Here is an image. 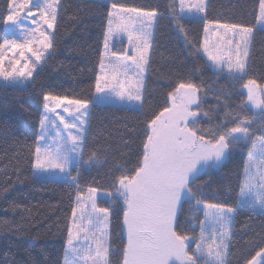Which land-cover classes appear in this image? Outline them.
<instances>
[{
	"label": "trees",
	"instance_id": "16d2710c",
	"mask_svg": "<svg viewBox=\"0 0 264 264\" xmlns=\"http://www.w3.org/2000/svg\"><path fill=\"white\" fill-rule=\"evenodd\" d=\"M8 3L0 0V15L8 13ZM113 3L158 15L142 108L90 103L83 155L87 160L94 153L96 159L82 164L78 173L72 171L78 187L35 178L32 164L44 112L43 96L92 100ZM259 16L260 0L207 1V24L237 25L254 31L246 74L240 79L210 66L202 54L205 20L180 18L177 0H110L106 4L61 0L51 57L27 86L0 87V264H64L67 229L77 195L91 187L115 191L117 178L131 173L141 158L147 125L170 105V93L181 82H191L199 89L195 127L206 139H212L225 120L228 127L241 119L247 121L251 139L231 147L224 165L206 170L193 185L203 202L237 207L247 153L252 142L264 134V110L255 113L242 91L249 79L264 86V30L257 29ZM125 50V43L114 47L117 54ZM98 206L111 212L110 264H121L126 242L123 207L120 202L106 200H99ZM198 220H203V214L196 211L195 201L185 203L180 230L198 237ZM261 249L264 215L238 209L227 264H247Z\"/></svg>",
	"mask_w": 264,
	"mask_h": 264
},
{
	"label": "snow or ice",
	"instance_id": "6c2138e0",
	"mask_svg": "<svg viewBox=\"0 0 264 264\" xmlns=\"http://www.w3.org/2000/svg\"><path fill=\"white\" fill-rule=\"evenodd\" d=\"M179 3L181 13L185 7L190 13L195 9L196 14L205 8L204 0L188 5L185 0ZM58 7L59 0H9L8 13L0 15L3 26L0 28V87L15 89L27 84L38 66L51 57L49 50L54 47ZM111 7L113 11L108 13V32L104 37L103 55L107 60L103 56L100 60L92 100L43 96L45 113L39 121L40 133L32 164L36 178L50 182L71 181L78 187L72 171L78 173L82 164H91L96 159L94 153L87 160L83 155L90 103L111 106L136 101L142 107L143 73L148 63L146 53L151 36L147 28L157 13H143L145 20L140 19L136 8H119L115 3ZM259 19L264 22V0H260ZM205 23L203 50L211 66L220 72L226 69L234 77L243 79L248 35L252 29L220 25L223 34L216 32L219 40L210 49L206 19ZM116 32L127 36L131 51L125 50L122 54L109 51V36ZM237 36L239 41L235 40ZM8 53L12 54L11 58ZM244 87L248 89V100L259 106L261 101L256 89L260 86L249 79ZM198 91L191 82H181L175 87L169 96L171 105L147 125L149 131L137 166L131 173H122L117 178L113 185L115 193H105L107 197L115 195L117 202L122 200L123 203L122 227L126 242L121 264H227L233 214L238 209H249L264 215V134L252 142L247 153L248 163L239 186L237 207L203 202L194 191L193 185L202 173L219 168L231 154V147L251 139L247 121L243 119L232 127H228L225 120L212 139L200 134L195 127L200 107ZM261 92L264 93V89ZM193 105L197 106L196 110L192 109ZM61 106V112H57ZM50 129H55L52 145L47 144ZM88 192L90 209L81 204L82 197L77 195L80 214L77 215L76 208L72 210L64 264H110L109 208L97 205L95 187ZM192 201H195L196 211L204 216L197 221L198 237L180 230L183 206ZM81 240L91 243L81 244ZM193 243L194 251L191 250ZM257 258L264 264V249L247 264H257Z\"/></svg>",
	"mask_w": 264,
	"mask_h": 264
},
{
	"label": "rangeland",
	"instance_id": "374dc122",
	"mask_svg": "<svg viewBox=\"0 0 264 264\" xmlns=\"http://www.w3.org/2000/svg\"><path fill=\"white\" fill-rule=\"evenodd\" d=\"M89 1H94V2H102L104 4L106 3H109L110 0H89ZM178 1V10H179V17L180 18H186V19H190V20H196V21H204L205 20V13H206V5H207V1L208 0H204V5H205V8H204V11L196 14L195 13V9H193V12H188L187 10V7H185V10L183 13L180 12V3H179V0ZM60 2L61 0H59V6H60ZM196 0H185V4L188 5V4H191V3H195ZM58 10H59V7L57 9V16H58ZM113 11V9H111V12ZM146 13V12H144ZM133 15V17L136 16V14H131ZM260 17V16H259ZM140 19H147L146 17L143 16V14L140 16ZM157 19H158V15H156L153 20H152V24L150 27L147 28V31H149L151 33V36H150V39H149V43H150V47L149 49L147 50V53H146V58H147V61L148 63L145 65V71L143 73V88H142V93L144 94V89H145V84H146V74H147V69L149 67V60H150V55H151V49H152V43H153V36H154V31H155V26H156V22H157ZM57 22V21H56ZM109 24V23H108ZM137 27L140 26L139 22H137ZM207 26L209 27V32L207 33V40L209 42V48L211 49L213 45H216L218 40H219V37L216 35V32H219L221 34H223V28L219 27L220 25L219 24H207ZM56 27V25H55ZM113 27L115 28V23L113 25ZM240 29V28H238ZM257 29H262L264 30V22H261V20L259 19L258 21V25H257ZM215 30V31H214ZM54 32L55 30L53 31V35H54ZM107 32H108V29H107ZM253 30L251 31V33L248 35V46H247V57L245 58V62H246V66H247V62H248V58H249V51H250V44H251V39H252V36H253ZM205 38H206V34L204 33V40H203V45H202V54L204 55V57L207 59V56L205 55L204 53V50H203V47H204V42H205ZM239 36L235 37V40L236 41H239ZM121 43H125V47H129V44H128V41H127V36L125 34H122V33H114L113 35H110L109 36V51L110 52H114V47H120V44ZM128 50V49H127ZM51 52V49L49 50ZM104 52H105V49H104ZM103 52V54H104ZM150 53V55H149ZM9 58H11L12 54L11 53H8L7 54ZM30 55V54H28ZM103 58L105 60H107V56H104L103 55ZM34 59V58H33ZM208 61V59H207ZM24 61H21V63H23ZM45 62V61H44ZM44 62H42L38 68H37V71L33 73V77L39 72V70L41 69V66L44 64ZM210 66H211V62L208 61ZM5 63L7 64V60L5 61ZM216 72H220L218 69L214 68L213 66H211ZM220 73H227V70L225 69L223 72H220ZM23 79V78H21ZM33 80V79H32ZM30 80L29 82H27V84H21V86H27L29 83H31ZM248 81V80H247ZM247 81L245 83H247ZM259 85V84H258ZM260 87L258 89H256V94H257V98H258V101H261V103L258 105H254L252 104L249 100H248V89L245 88L243 86V89L242 91L245 93L246 97H247V105L255 112V113H258V112H261L264 110V93L261 92L262 89H264V86H261L259 85ZM197 96L199 97V94L197 92ZM170 101V105H171V100L169 99ZM199 103V101H198ZM117 105H121L123 108H126V109H134V110H140L142 107L140 106V102H136V101H133L131 103H124V104H121L120 102H117L116 104L114 105H111V106H117ZM169 105V106H170ZM63 106H61V108H57V112H61V109H62ZM197 106L196 105H193L192 106V109L194 110V108H196ZM45 113V110L43 112V114ZM89 113H90V105H89ZM65 117L68 118V119H71V117H69V115L67 113H64ZM55 118L54 114H53V119ZM197 118V117H196ZM89 119V116L87 117V120ZM57 124H59V121H56ZM88 126V123L86 125V127ZM60 129L62 130L63 129V126L60 125L59 126ZM51 131V135L48 137V140H47V144L48 145H52L53 144V138L55 137V129H50ZM64 136L67 135V133H63ZM42 144L44 142H41ZM70 146V145H69ZM258 148H259V145H258ZM228 159V158H227ZM227 159L223 162V164L220 165L219 168L217 169H220L224 163L227 161ZM247 163H248V160H247ZM246 163V164H247ZM216 169V170H217ZM36 178V177H35ZM39 179V178H38ZM44 180V179H43ZM61 183H64V182H61ZM69 184H72L71 181L68 182ZM105 193H108V191H99L96 193V203L98 205V201L99 200H106L110 203H115L117 201L115 195H113L112 197H107L105 196ZM112 193H115V191H113ZM82 197V200H81V204L83 205H88V208L90 209V203H89V200H88V197L90 195V193L88 192V190H86L85 193L83 194H78ZM120 202V205L123 207V203H122V200L119 201ZM75 208L77 209V215L79 216L80 214V210L79 208L77 207V199H76V206ZM249 210V209H248ZM257 213H258V210H257ZM86 214H87V211H86ZM234 215L235 213L233 214V218H234ZM203 219H204V216H203ZM110 224H111V212L109 211V225H108V232H109V237H108V244H109V249H110ZM232 224H233V219H232V222L230 224V232H229V236H230V239H231V229H232ZM125 237H126V233H125ZM79 243L81 244H90L91 241H79ZM230 244V242H229ZM94 247V245H93ZM191 248H192V251L195 250V244L193 243L191 245ZM228 253V252H227ZM109 254H110V250H109ZM191 254V253H190ZM226 260H227V256H226ZM257 264H261L260 262V258H257Z\"/></svg>",
	"mask_w": 264,
	"mask_h": 264
},
{
	"label": "crops",
	"instance_id": "0c3cea01",
	"mask_svg": "<svg viewBox=\"0 0 264 264\" xmlns=\"http://www.w3.org/2000/svg\"><path fill=\"white\" fill-rule=\"evenodd\" d=\"M139 12H140V11H139ZM143 13H144V12H140V16H141ZM134 15H135V14H134ZM127 49H128L129 51H131L130 47H128V48L126 47V50H127ZM149 55H150V53H149ZM116 107H122V106H121V105H117Z\"/></svg>",
	"mask_w": 264,
	"mask_h": 264
}]
</instances>
